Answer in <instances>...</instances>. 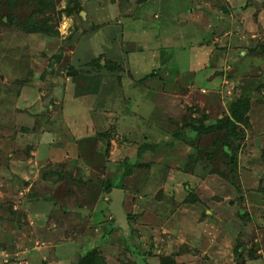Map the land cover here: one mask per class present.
<instances>
[{"label":"rangeland","instance_id":"obj_1","mask_svg":"<svg viewBox=\"0 0 264 264\" xmlns=\"http://www.w3.org/2000/svg\"><path fill=\"white\" fill-rule=\"evenodd\" d=\"M263 43L264 0H0V264H264Z\"/></svg>","mask_w":264,"mask_h":264},{"label":"trees","instance_id":"obj_2","mask_svg":"<svg viewBox=\"0 0 264 264\" xmlns=\"http://www.w3.org/2000/svg\"><path fill=\"white\" fill-rule=\"evenodd\" d=\"M259 51L264 54V43L259 46ZM99 64V63H98ZM109 67L110 66H106ZM119 68V67H118ZM150 75H146V77H149ZM250 107V101L249 96L244 94L240 95L238 98H236L229 108V113L227 115H224L222 117H218L215 122L210 121L209 123H205V115L201 119H199L197 124L194 123H188V129L192 130L196 133H203L206 131H219L221 137H217L215 140L217 142V145H220L223 148H226V150L230 151L234 146L239 145V139L241 138L242 134L241 130L239 129V124L243 123L247 120L246 115L248 113ZM176 137H180L181 139H187V136L185 134H182V131H178L175 134ZM152 148V145H142L138 153L141 154L143 148ZM233 157V155H231ZM124 170L117 178V181L107 180L104 181L103 184L105 186V190L107 193L110 192L112 188H120L122 189V186L119 182V180L125 178L127 175H129L132 172V169L134 167V163L129 162L128 160L124 164ZM98 249L90 250L89 257L92 258L94 256V252ZM241 258V255L239 256ZM101 259L99 258V261ZM97 262V261H96ZM244 263V261H243Z\"/></svg>","mask_w":264,"mask_h":264},{"label":"water","instance_id":"obj_3","mask_svg":"<svg viewBox=\"0 0 264 264\" xmlns=\"http://www.w3.org/2000/svg\"><path fill=\"white\" fill-rule=\"evenodd\" d=\"M81 15H84L81 12ZM111 202L109 204V209L117 216L118 219H123L125 213L122 207L123 191L121 189L114 188L111 190ZM238 264H243V260L239 259Z\"/></svg>","mask_w":264,"mask_h":264},{"label":"crops","instance_id":"obj_4","mask_svg":"<svg viewBox=\"0 0 264 264\" xmlns=\"http://www.w3.org/2000/svg\"><path fill=\"white\" fill-rule=\"evenodd\" d=\"M109 195H110V197H111V190H110V192H109Z\"/></svg>","mask_w":264,"mask_h":264}]
</instances>
